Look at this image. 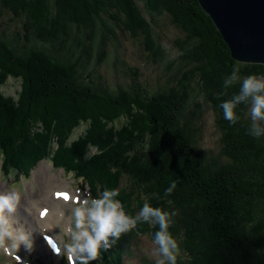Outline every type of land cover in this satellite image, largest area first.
<instances>
[{
  "label": "trees",
  "instance_id": "1",
  "mask_svg": "<svg viewBox=\"0 0 264 264\" xmlns=\"http://www.w3.org/2000/svg\"><path fill=\"white\" fill-rule=\"evenodd\" d=\"M169 26L177 31L172 57L161 41ZM122 40L160 66L156 87L123 59ZM105 62L115 80L101 72ZM233 66L239 78L225 90ZM249 75L264 77V64L233 58L198 0H0V83L21 80L16 97L0 96L8 162L17 150L8 140L24 146V157L9 162L14 172L47 159L118 190L131 216L145 202L174 212L176 264H264V135L248 134L251 97L234 109L235 124L218 107ZM203 105L214 112L215 148L201 144ZM83 126L72 143L78 150H69ZM81 157L92 165L77 164ZM158 230L154 220H138L113 263L123 264V249L133 254L136 235L154 246Z\"/></svg>",
  "mask_w": 264,
  "mask_h": 264
},
{
  "label": "clouds",
  "instance_id": "2",
  "mask_svg": "<svg viewBox=\"0 0 264 264\" xmlns=\"http://www.w3.org/2000/svg\"><path fill=\"white\" fill-rule=\"evenodd\" d=\"M239 71L238 66H233L230 74L225 76L223 80L225 90L237 81ZM261 93H264V77L249 75L242 80L237 93L218 105L223 110L224 119L230 124H235L238 117L234 109L251 97L252 123L248 127V134L256 138L264 135V128L257 123L258 120H264V94ZM174 188L175 183L166 191L170 193ZM118 195L119 192L115 189H105L98 198H92L91 192H86L82 201L73 209V225L69 232L71 240L66 245L73 261L78 264H89L90 261L96 260L101 248L107 251L120 239L122 233L128 232L136 226L138 220L143 219L145 222L154 220L159 225V230L154 235V243L164 259L157 260V264H165V260L167 264H176L178 243L169 232L170 217L175 213L145 202L139 214L133 218L125 213L120 201L115 199ZM19 202L20 195L17 192H0V243L5 237H9L18 246L24 244L30 248L28 234L10 223Z\"/></svg>",
  "mask_w": 264,
  "mask_h": 264
},
{
  "label": "rangeland",
  "instance_id": "3",
  "mask_svg": "<svg viewBox=\"0 0 264 264\" xmlns=\"http://www.w3.org/2000/svg\"><path fill=\"white\" fill-rule=\"evenodd\" d=\"M177 35V31L173 26L166 27L163 31V34L161 36V41L163 46L166 48V52L168 53L169 57L174 56L177 53L178 47L175 44V40ZM140 54L138 53L136 47L130 40H122V47H121V56L125 61L127 62L128 65L136 66L139 68L141 73H143L144 80L147 83V86L151 87H156L159 83L156 81V75L160 70V66L156 63H153L151 60H147L142 56L144 54L140 49H139ZM112 57L109 56L108 59L111 61ZM101 72L107 77L109 80H115V74L112 70L111 63L105 62L101 67H100ZM0 96L1 97H7V96H17L18 92L21 89V80L19 78H13V77H8L6 81L3 83H0ZM264 94V93H261ZM204 106V105H203ZM250 112H251V107H250ZM214 112L210 107L204 106V112H203V121H204V127H203V139H202V146L206 148H215L217 147V139L219 136V132L217 131L214 123ZM84 126L81 127L80 129L76 130L72 135H71V144L68 143L69 150H78L77 146L73 145L77 144V137L80 133L83 132ZM9 141V146L13 147L15 146L17 150H14V154L12 153L11 149V154L12 156L10 159V163H16V160L18 158H23L24 154H21V150H23L24 146L14 140H8ZM26 144V142H25ZM27 151V150H26ZM68 152V150H67ZM50 153V152H49ZM93 153V158L98 157L96 154ZM58 156L63 157L62 154H59ZM65 158V157H64ZM68 159V158H66ZM70 160V159H68ZM92 160V158L90 159ZM102 161V159H101ZM102 163V162H101ZM77 164H84L87 166H91L92 164L90 163L89 159L86 157H81L77 161ZM10 167V165H9ZM8 168V167H7ZM12 172V170H10ZM28 174H21V173H16L13 178H10L12 183H16L19 188L15 190L17 193L18 191L20 192V197H21V203L23 202L25 204V199L28 198V193L30 191L32 192H37V194L40 193L42 190V186L44 183L39 182V174L40 177L42 176V179H45L47 182L51 181L52 179H56L59 175H62L64 173V170L60 167H53L51 163L47 162L44 159H41L39 162H36L35 167L31 169L30 173L27 172ZM97 190V189H95ZM19 194V193H18ZM35 195V194H34ZM35 205V204H33ZM67 208L72 211L73 207L66 205ZM21 211V207L17 206L16 212ZM33 212V207L31 209V213ZM26 215V218L30 219V215L28 216L27 213H24ZM21 225H24L25 232L28 234L29 241H30V248L26 247L25 245L21 244L19 247L23 249V251L30 255L32 258L40 259V261L43 264H49L47 260V252L45 250V247L43 243L40 241L39 237L37 234L33 233L32 230V223H21ZM31 227V228H30ZM140 242L138 244L133 245V254L129 256H125V258L128 259V264H148L149 261L156 259L160 254L158 250H153L150 252V247L149 245L152 243V238L148 235H136ZM178 243V242H177ZM15 247L18 246L16 243H14ZM182 251V249H181Z\"/></svg>",
  "mask_w": 264,
  "mask_h": 264
},
{
  "label": "water",
  "instance_id": "4",
  "mask_svg": "<svg viewBox=\"0 0 264 264\" xmlns=\"http://www.w3.org/2000/svg\"><path fill=\"white\" fill-rule=\"evenodd\" d=\"M238 61L264 64V0H198Z\"/></svg>",
  "mask_w": 264,
  "mask_h": 264
},
{
  "label": "bare ground",
  "instance_id": "5",
  "mask_svg": "<svg viewBox=\"0 0 264 264\" xmlns=\"http://www.w3.org/2000/svg\"><path fill=\"white\" fill-rule=\"evenodd\" d=\"M59 177V176H58ZM55 179V178H54ZM53 179L49 182H47L45 179H42V176L40 177V174H39V182H41V183H44L43 184V186H42V190L40 191V193L39 194H37V192H32V191H30L27 195H28V199H30L31 200V204H35V205H39L40 204V201L41 200H49V194L47 193V192H45V186H47V185H50V184H52L53 182ZM36 195L37 196V198L36 199H31V196L32 195ZM134 195V194H133ZM134 198H135V196H133ZM132 204V203H131ZM58 205H60V202H58V203H55L54 204V207L56 208V207H58ZM135 205V204H134ZM133 205V206H134ZM132 208V207H131ZM136 208V207H135ZM133 210V209H132ZM135 211V210H134ZM132 212V211H131ZM134 215V214H133ZM51 219V217L49 216L48 217V219H47V222L49 223V220ZM21 225V224H20ZM22 226V225H21ZM24 226V225H23ZM55 227H56V224L55 223H51V229H53V230H55ZM31 228V227H30ZM22 229H23V231H25L24 230V227H22ZM32 230H33V232H34V234H37L38 235V233L36 232L37 230H36V228H35V223L34 224H32ZM127 245L128 246H130V243L129 242H127ZM123 255L124 256H129L130 255V253L129 252H127L126 250H124L123 249Z\"/></svg>",
  "mask_w": 264,
  "mask_h": 264
},
{
  "label": "snow or ice",
  "instance_id": "6",
  "mask_svg": "<svg viewBox=\"0 0 264 264\" xmlns=\"http://www.w3.org/2000/svg\"><path fill=\"white\" fill-rule=\"evenodd\" d=\"M58 195H61V196H63L65 199H67V198H68V195H67V193H58Z\"/></svg>",
  "mask_w": 264,
  "mask_h": 264
}]
</instances>
